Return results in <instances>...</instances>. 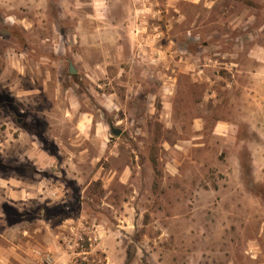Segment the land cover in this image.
Instances as JSON below:
<instances>
[{
    "label": "rangeland",
    "instance_id": "rangeland-1",
    "mask_svg": "<svg viewBox=\"0 0 264 264\" xmlns=\"http://www.w3.org/2000/svg\"><path fill=\"white\" fill-rule=\"evenodd\" d=\"M0 231L39 264H264V0H0Z\"/></svg>",
    "mask_w": 264,
    "mask_h": 264
},
{
    "label": "crops",
    "instance_id": "crops-1",
    "mask_svg": "<svg viewBox=\"0 0 264 264\" xmlns=\"http://www.w3.org/2000/svg\"><path fill=\"white\" fill-rule=\"evenodd\" d=\"M26 234H30V232L24 231L23 235ZM32 236L35 237L32 241L22 237L24 241L14 243L6 232L0 231V264H39L35 252L39 249H45L46 245L50 244V240L47 239L41 243L38 241V234ZM4 240H8V244Z\"/></svg>",
    "mask_w": 264,
    "mask_h": 264
},
{
    "label": "water",
    "instance_id": "water-1",
    "mask_svg": "<svg viewBox=\"0 0 264 264\" xmlns=\"http://www.w3.org/2000/svg\"><path fill=\"white\" fill-rule=\"evenodd\" d=\"M69 71H70L71 73H75V72L77 71L76 68L74 67V65H73L72 63H70ZM112 131H113V133L116 134V135H119V134L122 132L121 129H119V128H115V127H112Z\"/></svg>",
    "mask_w": 264,
    "mask_h": 264
}]
</instances>
